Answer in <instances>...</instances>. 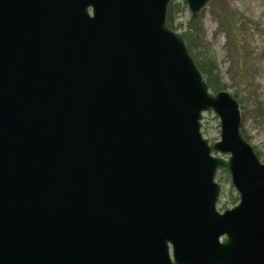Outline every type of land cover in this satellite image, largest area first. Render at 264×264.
<instances>
[{
	"label": "water",
	"instance_id": "obj_1",
	"mask_svg": "<svg viewBox=\"0 0 264 264\" xmlns=\"http://www.w3.org/2000/svg\"><path fill=\"white\" fill-rule=\"evenodd\" d=\"M170 2L0 0V264H264V162Z\"/></svg>",
	"mask_w": 264,
	"mask_h": 264
},
{
	"label": "rangeland",
	"instance_id": "obj_2",
	"mask_svg": "<svg viewBox=\"0 0 264 264\" xmlns=\"http://www.w3.org/2000/svg\"><path fill=\"white\" fill-rule=\"evenodd\" d=\"M171 1L185 5L176 16L179 33L195 18L226 89L240 103L242 132L264 162V0H211L196 17L185 0ZM202 123L205 138L220 139V120L213 111L204 112ZM216 180L221 185L217 209L223 212L235 206L239 196L228 172H219Z\"/></svg>",
	"mask_w": 264,
	"mask_h": 264
},
{
	"label": "trees",
	"instance_id": "obj_3",
	"mask_svg": "<svg viewBox=\"0 0 264 264\" xmlns=\"http://www.w3.org/2000/svg\"><path fill=\"white\" fill-rule=\"evenodd\" d=\"M185 8L182 3L170 2L167 11V23L176 30L179 27V23H176L177 14ZM179 25V26H178ZM187 43L188 49L195 59L200 70L204 74L210 89L213 92H217L222 89H226L227 85L223 81L219 65L215 56L210 52L208 48L201 40L200 27L197 25L195 18H191L187 23L185 31L182 33Z\"/></svg>",
	"mask_w": 264,
	"mask_h": 264
},
{
	"label": "flooded vegetation",
	"instance_id": "obj_4",
	"mask_svg": "<svg viewBox=\"0 0 264 264\" xmlns=\"http://www.w3.org/2000/svg\"><path fill=\"white\" fill-rule=\"evenodd\" d=\"M219 172H226V171H219ZM219 172H218V173H219ZM228 173H229V172H228ZM229 174H230V173H229ZM217 175H218V174H217ZM230 176H231V174H230ZM232 185H233V184H232ZM220 195H221V194H220Z\"/></svg>",
	"mask_w": 264,
	"mask_h": 264
}]
</instances>
